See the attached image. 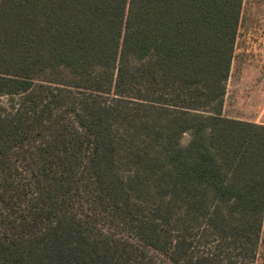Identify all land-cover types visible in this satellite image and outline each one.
Returning <instances> with one entry per match:
<instances>
[{"label": "trees", "instance_id": "1", "mask_svg": "<svg viewBox=\"0 0 264 264\" xmlns=\"http://www.w3.org/2000/svg\"><path fill=\"white\" fill-rule=\"evenodd\" d=\"M262 1L0 0V264H264V124L221 104Z\"/></svg>", "mask_w": 264, "mask_h": 264}, {"label": "rangeland", "instance_id": "2", "mask_svg": "<svg viewBox=\"0 0 264 264\" xmlns=\"http://www.w3.org/2000/svg\"><path fill=\"white\" fill-rule=\"evenodd\" d=\"M0 100L4 106L9 103L8 97ZM221 104L226 117L264 124V1L245 8L231 76ZM191 140L192 133L186 132L180 143L186 147ZM261 251L264 252V229ZM262 262L260 259L257 264Z\"/></svg>", "mask_w": 264, "mask_h": 264}]
</instances>
